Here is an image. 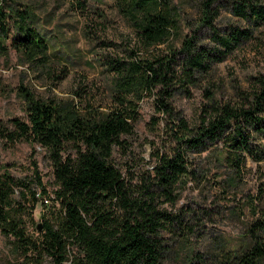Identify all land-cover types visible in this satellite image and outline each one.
I'll return each instance as SVG.
<instances>
[{"label":"trees","instance_id":"obj_1","mask_svg":"<svg viewBox=\"0 0 264 264\" xmlns=\"http://www.w3.org/2000/svg\"><path fill=\"white\" fill-rule=\"evenodd\" d=\"M16 2V0H13ZM258 0L235 1L236 14L255 23L264 20ZM130 22L145 49L163 44L176 28V13L169 0H114ZM13 31L11 45L25 62L42 69L49 66L50 50L28 12L0 4V41ZM246 29L232 28L215 41L226 50L213 54L191 37L168 53L128 60H111L109 104L79 108L71 101L45 102L23 91L26 120L0 121V138L9 142L32 141L48 152L56 186V212L43 216L36 237L27 234L26 204L33 209L38 195H47L36 174L32 188L7 172L0 175V232L16 250L35 264H165L170 245L163 238L167 226L179 215L159 208L158 197L173 199L174 188L190 175L189 153L210 147L223 150L227 164L236 170L249 158L264 161V75L255 78L238 101L212 104L189 127L178 118L175 146L161 153L146 176L136 184L127 181L113 161L122 135L131 134L142 96L158 88L159 109L169 110L173 90L194 84L195 75L210 71L242 38ZM79 96V95H78ZM18 190V199L14 198ZM38 191V192H37ZM36 227V224H35ZM264 213L247 229L246 243L237 250L220 249L216 264H264ZM202 262L192 253L189 264Z\"/></svg>","mask_w":264,"mask_h":264},{"label":"rangeland","instance_id":"obj_2","mask_svg":"<svg viewBox=\"0 0 264 264\" xmlns=\"http://www.w3.org/2000/svg\"><path fill=\"white\" fill-rule=\"evenodd\" d=\"M235 1L169 0L176 28L163 44L145 49L114 0H0V4L28 12L50 50L49 66L40 69L25 62L12 47V30L0 41V121L10 126L13 118L26 120L24 90L47 103L72 100L79 108L107 105L113 76L109 61L128 60L131 52L138 58L168 53L191 37L218 56L217 50L226 49L215 41L216 34L226 36L234 27L246 29L250 36L225 51L222 61L212 64L209 72L196 74L186 90L172 91L168 111L159 109L158 88L142 96L132 133L122 135L123 147L113 151L116 167L136 184L151 170L158 154L169 153L175 146L178 118L193 127L204 109L238 101L255 78L264 75V20L255 23L237 15ZM257 2L264 6V0ZM187 158L191 173L175 186L173 199H157L159 208L180 216V222L161 234L170 245L165 264H189L192 253L201 256L198 264H216L218 251L239 249L246 243L248 227L263 217L264 161L247 158L233 170L220 147L189 153ZM4 172L32 188L37 172L44 184L47 195H38L33 209L26 204L24 215L27 234L38 236L35 224L43 216L51 217L57 206L48 152L32 141L0 138V175ZM14 198L18 199V190ZM261 239L264 243V233ZM0 264L35 263L0 232ZM41 264L52 262L45 259Z\"/></svg>","mask_w":264,"mask_h":264},{"label":"water","instance_id":"obj_3","mask_svg":"<svg viewBox=\"0 0 264 264\" xmlns=\"http://www.w3.org/2000/svg\"><path fill=\"white\" fill-rule=\"evenodd\" d=\"M41 228H42V227H41V223H37V224H36V229H37V231H41Z\"/></svg>","mask_w":264,"mask_h":264}]
</instances>
